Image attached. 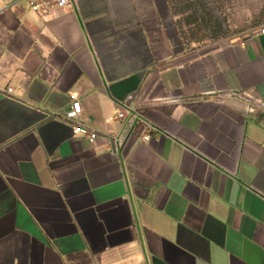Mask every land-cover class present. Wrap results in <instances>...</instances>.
<instances>
[{
  "label": "crops",
  "instance_id": "1",
  "mask_svg": "<svg viewBox=\"0 0 264 264\" xmlns=\"http://www.w3.org/2000/svg\"><path fill=\"white\" fill-rule=\"evenodd\" d=\"M170 18L169 0H0V264H264V28L177 57ZM71 93L119 152L60 116ZM134 116L149 141L125 136Z\"/></svg>",
  "mask_w": 264,
  "mask_h": 264
},
{
  "label": "rangeland",
  "instance_id": "2",
  "mask_svg": "<svg viewBox=\"0 0 264 264\" xmlns=\"http://www.w3.org/2000/svg\"><path fill=\"white\" fill-rule=\"evenodd\" d=\"M165 42L177 57L192 56L264 28V0H169Z\"/></svg>",
  "mask_w": 264,
  "mask_h": 264
},
{
  "label": "built area",
  "instance_id": "3",
  "mask_svg": "<svg viewBox=\"0 0 264 264\" xmlns=\"http://www.w3.org/2000/svg\"><path fill=\"white\" fill-rule=\"evenodd\" d=\"M26 2L28 3L31 11L34 13L42 17H49L57 16L69 10L72 6L73 0H26ZM12 92L13 88L8 87L7 94L11 95ZM70 98L72 100L70 109L67 112L61 113L60 116L71 124L76 134L86 137L92 143L96 142V140L101 137L102 134L82 120V104L79 101L77 94L71 93ZM129 99H132V96H129ZM255 104L256 105L251 106L250 111L253 112L257 106L264 107L263 102L257 101ZM127 113V110H121L117 115V119L124 120L127 116ZM136 119H138V122H136ZM137 124H140L143 128L145 132L144 140L146 141L151 139V132L157 130L152 123L134 116V118L129 121L128 132H126L125 136H127ZM103 135L108 141L111 142L113 149L116 152L121 150L125 137L113 133Z\"/></svg>",
  "mask_w": 264,
  "mask_h": 264
}]
</instances>
